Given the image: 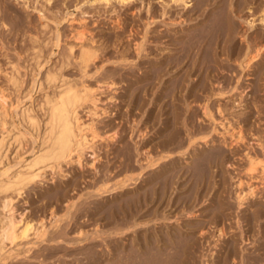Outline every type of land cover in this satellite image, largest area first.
Listing matches in <instances>:
<instances>
[{
	"label": "rangeland",
	"instance_id": "obj_1",
	"mask_svg": "<svg viewBox=\"0 0 264 264\" xmlns=\"http://www.w3.org/2000/svg\"><path fill=\"white\" fill-rule=\"evenodd\" d=\"M95 1L96 0H50V2L47 3L45 0H0V68L2 71L0 72V86L5 88L3 89L7 97L8 108L10 109H8L10 117H7L6 119L8 122L7 126L12 122L15 128H17V130L24 135V139L21 142L20 147H18L15 143L10 144L8 146L9 148L7 147L8 151L6 150V159H3V163L0 164V171L7 166H10V171L16 170L19 167L20 162L24 160L28 161L33 156V153L38 149L40 141L37 137V133L35 131L31 132V129L21 120L19 115L20 110L24 107L32 110V115L39 120V126L41 125V129V120L44 118V107L42 106L44 102V95H51L54 90L53 86L48 88V86L43 82L44 77L48 70L53 68L58 69L64 59H66V56L68 59L71 55L73 56V54H70L68 50L71 44L76 45L75 48L78 49V42L80 43V41L75 39V34L73 33H75L74 29H78L80 24L85 22L84 24L87 26L89 33H87V37L92 33V35L88 37H92V39H94V42H92L93 44L91 45L101 48L99 49L100 51H98V55H100L101 59L99 58L95 60V63H97L99 67L101 66L104 68H101L97 73H95V69L93 68L94 66H91L87 70L88 74H94L92 75L93 77H89L87 79L84 78V80L82 79L83 81L86 80L88 84L91 82V85L96 86L95 81L100 78L101 80H107V78L110 80L114 76L116 81H120L118 78L120 73L118 72V75L113 72L114 70L112 66L114 67V63H118L117 66H119L121 63L136 61V58L133 55H130V57L129 53H127L128 57L126 56V58L128 59L126 62L120 60V56L118 55H120L119 53H121V50H124V44H126L127 48L136 42L142 41L140 37H142L144 33L143 30L145 29V23L148 24L149 22H153V25L149 23V30L152 28L159 31L158 29L163 30L166 27H170L172 29L177 27L176 29L180 28L181 30L183 28H188L189 25L197 22L199 18H197L196 21L194 20L199 12V8L202 9L200 7V0H186L189 1L188 6H175L172 3V0H169V2L168 0H135L128 4L125 1L123 3L113 2V4L110 5H104L103 3L97 1L96 3ZM232 1L234 2L236 0ZM248 1L245 2L247 7L242 5V12L238 14L239 17L231 12L232 16L230 17L238 29H236L237 32L240 31L246 35H250L254 33V31L262 33L264 29L260 26L261 24L259 19L262 14L261 11L264 9V0H254L256 4H252V2H249L248 4ZM250 3L252 6H249ZM254 5L262 6H260L252 15V7H256ZM163 7L169 8V15L173 14L172 16L174 18L185 14L184 18L187 15V18L191 17V19L194 20L183 22L182 25L176 23L170 26H164V22H162V20L165 19V17L161 19L160 15ZM148 8L154 12L152 15L153 19L149 18L150 13L147 12ZM209 9L210 8L207 7L206 11ZM115 17H118L117 19H119L120 23H122L120 27H117L116 24H114L116 19ZM165 20V23L168 24L169 21L167 18ZM251 22L253 23L250 24ZM131 29H138V32H142L141 35L138 34V40H130L133 38L125 37L126 35H129V30ZM117 31H119V33ZM150 34L152 35V33ZM235 35L237 37L234 36V43L238 46L242 45L243 42L240 40L239 35ZM32 36L36 39V41L32 39ZM55 37H58L59 40L57 41ZM37 40L38 43H36ZM163 40L165 39H162L161 41ZM147 42L144 44H148L149 46L152 44L149 41ZM164 44L162 43L161 45L165 49H161L159 52L161 56L165 53L164 56L168 57L167 53H170V51L172 52L173 49L171 48L173 47H170L167 43V45ZM132 47L134 48V45ZM130 49L132 51L131 47ZM37 50L40 53V57L37 55L39 59L35 56ZM196 51L197 50L193 49L187 57H184L183 63L180 67L182 69L180 73L183 74L186 69L189 68L194 61H196L195 66L199 70H196L194 73L192 72V76H190L187 81H184L186 86H190L196 81V84L204 82V78L207 75L206 66L202 64V60H204L202 59V56L206 54H203L204 52L201 53L202 55L197 54L198 52ZM144 53L147 54L146 52ZM182 53L184 52H178V56L180 54L182 55ZM154 54H149L150 56H148V58H154ZM171 55L173 56V53ZM35 57L38 59V62H40L39 64L43 66L41 67L42 69H39L38 71L35 69V62L37 60ZM224 57L225 56L222 55L219 59H223ZM71 59L72 58L69 60ZM66 61L67 60L64 62ZM254 62H256V60L252 63ZM259 65H254L256 66L254 69L255 74L249 75L251 79L248 76V78L246 76L244 77L243 73L239 79V83L237 84V86H245L246 84L251 83V87L249 86L248 91H245L244 94H242L248 105L250 104L248 108L251 110L246 107H242L240 110L239 108H236L231 111L221 110L222 113L218 112L216 106L217 104H227L230 101V98H236V96H233L232 94H238L241 92L239 91L241 89L235 91V93L233 92L230 95L232 97H220L215 95V91H219L216 81L220 80L223 92H227V90L229 91V89L235 84L234 80L236 79L234 77L236 73L232 74L231 71H227L226 69L219 70V74L215 73L217 71H214L213 73L215 74V77H213L212 73L211 78L213 80L211 78H209L210 80H207L208 82L206 84L208 91H205L204 93L194 89L195 93L190 92L191 95L188 91H183L182 95L181 93L179 94V92H176L174 95L173 93L160 95L159 98L154 94L142 95V93L137 96H132L131 98V93H125V91L121 88L118 89L115 94H110L106 91L105 93L98 92V110L100 111V109H104L105 112L96 120V122H98L96 123L99 132L98 136L91 139V145L93 144L92 146L96 151V155L98 154L97 158H99L94 162V164H96L94 165L95 167L90 166V163L93 162V156L91 155L92 150L88 149L86 150L85 155H83V168H78L77 163L75 162L70 164L62 163V171H50L47 169L40 180L27 185V187L25 186L21 190L20 195H16L15 193L12 194V206L15 209V216L19 217L23 213V220L25 219L24 221L30 222L33 227L39 226L40 221H42L47 232L44 240H35V236L32 234L33 229L29 232V236L26 239H17L18 241L16 240L14 244L8 248L10 250H6V253L10 252L11 255L4 262L1 260L3 263L0 264H116L113 248L119 235L116 233L114 234V231L117 228L115 221L117 219L114 217V213L119 215L118 218L126 216L127 219H125L127 221H133L135 223L138 222L135 227L128 230L129 232H124V234L129 236V240L133 237L138 238L137 236H139V238H141H138L140 241H137V243L139 242V245L141 243H143L142 245H145L143 238L148 235H154V233H158L159 230L161 231L157 234L159 236H161L162 233V235L165 236L167 232L171 235L174 232L176 235L179 234L180 236L177 235L176 237L173 235V237L177 239L180 237V239L183 240H181L182 242L185 240V244L182 245L184 247L186 246V251H190L189 253L187 252V256L186 254L183 256L184 259L182 258L184 262L186 261V264L188 263L187 261L192 258L194 259V263L192 260L190 261L193 264H223V262L226 264H240V262L241 264H258L257 245L260 243L261 233L264 230V213L263 215L261 213L264 211V174H262L260 164L256 166L257 168L254 172L248 173L246 171L248 163L244 155L246 152L250 153L251 156L263 160L264 164V148H262L264 145V137L261 138V141L258 140L259 135L263 136L264 134V103L262 102L264 99V92L262 91V89L264 90V86L261 85L262 82L260 80V82L258 81V75L256 74L262 69L264 63H260ZM13 66H16L18 70L17 77L20 84L17 87H14L10 82H8V78L4 75L5 72L9 75L12 74L14 72V69L12 68ZM76 67L77 66L72 64L64 70L65 76L72 81L80 80V72L79 69H77L78 67ZM182 71L184 72L182 73ZM238 71H240V69H238ZM34 72L35 75L33 76ZM116 75H118V80L115 77ZM97 77L99 78L96 79ZM127 78L130 80L131 76L130 78L127 76ZM217 78L220 79L218 80ZM92 80H95L94 83ZM126 80L127 79L125 78L122 82L120 81V87L129 84L128 82L130 81ZM226 81H229L228 83L230 85ZM38 82L43 83V88L40 90L37 88ZM171 82V80L170 82L169 80H166L164 82L166 84L164 85H170ZM259 86L261 91H258ZM110 97H113V99L111 100ZM143 97L144 104L139 106L138 103ZM205 100H207L209 104V108L207 110L208 112H206L202 105H200L201 103L203 104ZM256 101H258L256 103L257 106H260L255 107L252 105V103ZM187 103H190L191 106L188 107ZM178 105H180V109L182 108L181 110H179ZM88 106L89 105L87 104L79 110L80 117L85 123L90 121V115L88 114L87 108ZM248 110L250 111L248 112ZM174 113L175 115L177 113V117L174 116ZM228 113L230 115L227 116ZM234 115H236V117ZM236 120L239 121L237 122ZM226 121L228 124L232 122V124H234L237 128L239 125L241 128L243 127L241 129V136L244 138L242 139L243 141L239 142V144L233 143L230 147L223 144V138L227 137L226 129L224 128L227 125ZM114 130H117V133L114 134L113 140L107 139L108 136L114 132ZM169 137H171V141H168ZM205 139L208 141L207 144L204 143ZM10 142L11 141H9V143ZM188 145H191V148H188ZM187 148L188 152H192L194 154H183L187 152ZM140 149L146 150V152L149 151L148 154L151 155L149 159H147L148 161L144 160V154L139 155L138 152ZM156 159L158 160L156 161ZM149 161L156 164L149 166ZM143 162H146V164ZM240 180L242 181L241 185L243 188L249 183L248 185L251 184V187L254 190L253 195L248 197V199L244 202V205L242 204V207L238 205L236 199V191H238L237 183ZM120 182L123 184L121 185ZM0 197H2V194H0ZM69 204H71V207ZM128 204L133 209H129ZM67 206L69 209L66 208ZM260 209L263 210L260 211ZM253 210L255 212L259 210L257 212L258 215L257 213L255 214ZM51 211H53V214H56L55 218L51 216ZM259 213H261L262 216H260ZM1 214H3V212L1 213L0 209V215ZM253 216H255V218ZM112 224L115 228L112 227ZM261 227L263 228L262 231H260L262 229ZM219 228H222L223 230V236L220 235L221 237H218ZM179 229L180 231H178V233L177 230ZM170 230L172 232L174 230V232L172 233ZM134 232L136 233L133 234ZM181 232L182 234H180ZM128 233L131 234L129 235ZM199 233H202V235ZM124 234L123 236H125ZM127 236L125 239L128 238ZM50 237L53 238V241H49ZM186 239L188 243L186 242ZM192 241H195V243ZM123 242L125 244L128 243L126 240ZM189 242L195 244L196 247L195 245L192 246L195 248L190 247V245L193 244ZM138 244L137 247H139ZM27 245H30V247ZM187 246L190 248H187ZM144 247L147 248V246ZM26 249H29V252H27L29 254L26 252L24 253ZM232 250L235 252L236 256H233L234 252H232ZM213 253L214 257L212 255ZM4 255L6 256L7 254ZM15 255L17 257H15ZM192 255L194 256L192 257ZM223 259H226V261H223ZM229 259L232 260V263ZM240 259H242L243 262ZM251 260H255V262H252Z\"/></svg>",
	"mask_w": 264,
	"mask_h": 264
},
{
	"label": "bare ground",
	"instance_id": "obj_2",
	"mask_svg": "<svg viewBox=\"0 0 264 264\" xmlns=\"http://www.w3.org/2000/svg\"><path fill=\"white\" fill-rule=\"evenodd\" d=\"M47 3L50 2V0H45ZM97 2L103 3L104 5H110L113 4V2H127L131 3L135 0H96ZM95 1V2H96ZM248 0H236V1H232V0H200V7L202 9L199 8V12L194 19H191V17L184 18V15L178 16L176 18H174L172 15L170 14L169 8L163 7L162 13L161 15V19L163 17H165V19L167 18V20L169 21V23H165V19L162 20V22H164V26H170L172 24H183V22H187L188 20H194L196 21L197 18H199L197 20V22L192 23L191 25L188 26V28H183L180 30L176 29L177 27H175V29L172 28H165V29H158L159 31L155 30V29H148V26L150 25L149 23H153V22H149L148 24L143 22L145 29L143 30L144 33L142 35L141 38V42H136L134 45V48L132 46H130L132 48V51L130 49V47L126 48V44H122L123 46H125L124 50H121V53H119L120 56V60L123 61H127L128 58H126L127 53H129L130 55H133L136 58V61H129L128 63H121L119 66H117L118 63H114V67L113 68V72L120 73V75H116L115 77L120 79V81L122 82L123 79H127L129 84H126V86H122L120 87L119 83L120 81H116L113 78H111L110 80H101L98 79L99 77H97L96 79L98 80H94L95 81V85L93 86L91 85V82L88 84L87 81H83L84 78H89V77H93L92 75L88 74V70L89 67L94 66L93 68L95 69V73H97L101 68L104 67H99L97 65V63H95L97 59L100 58V55L98 51H100L99 49L101 48H97L91 45L93 44L92 42H94V39L88 38L90 35H92V33L90 35H88L87 37V33H88V29L87 26L82 23L80 24V26H78V29H74L73 34L75 39L79 40L80 43L78 49H76V45H72L69 46L68 50L70 52V54H73V56L71 55L70 58H72L71 60H69L66 56L67 60L66 62H62V64L60 65V67L58 69H50L48 70L47 74L44 77L43 82L48 86V88L50 86L54 87V90L52 91L51 95L45 94L44 95V102H43V107H44V112H43V120L42 121V127L40 129L39 126V120L34 117L32 115V110H30L27 107H24L20 110V117L21 120L31 129L32 131H35L37 133V137L39 138L40 141V145L38 147V149L33 153V156L28 160H24L22 162H20L19 167L14 170V171H10V166H7L6 168H3L0 171V194H2V197H0V209H1V213L3 212V214L0 215V263H3L11 254L10 252L6 253V250L8 248L11 247V245L14 244V242L17 239H26L29 236V232L33 229V235L35 236V240H44L45 236H46V229L44 224L42 223V221H40L39 226L37 227H33L32 224H30V222L28 221H24L23 220V216L22 214L19 217H16L14 214V208L12 206V202H13V198H12V194L15 193L16 195H20L21 190L27 185H30L31 183H34L38 180H40L43 175L45 174V171L48 169L50 171H62V163L65 164H70V163H77V167L78 168H83V163H82V159H83V155H85L86 150L91 149V155L93 156V162L90 163V166L95 167L94 162L96 161L97 155H96V151L93 148V144L91 145V139H94L95 137L98 136L99 132H98V126L96 125V120L99 116H101L102 114H104L105 110L104 109H100V111L98 110V106H97V102L99 101V99L97 98V93L98 92H103L105 93H113L115 94L116 91H118V89H123L125 91V93L130 92L131 94V98L132 96H137V95H149V94H154L156 96H158L160 98V95L163 94H171L179 92V94L183 91H188L189 94L190 92H194V89H197V91H201V92H205L208 91V87H207V80L209 78H211L212 73L214 71H217L215 73H220L219 70H229L231 71V73L235 74V84L232 88L229 89V91H222V85L220 84V78L218 79L219 81H216L217 83V87L219 88V91H215V95H218L220 97H228L230 96L233 92L235 93V91L239 90L241 91L240 93H236V94H232L233 96H236V98L234 97V99L230 98V101L227 104H215L217 106V110L219 113H222L221 110H233L236 108L242 109V107H246L248 108V103L245 101L244 97L242 94H244L245 91H248L249 86L251 85V83L249 84H244L245 86H237V84L239 83V79L241 78V75L244 73V77L249 75H254V69L256 68L257 65H259L260 63H264V54H263V47H264V31L261 32H255L250 34V35H246L245 33H241L240 31L237 32V28L235 26V23L232 21V18L230 16H232L231 13H234V15H238L242 12V5L246 6L245 2ZM254 0H250L249 2H252V4H256ZM257 1V0H256ZM260 1V0H259ZM96 2V3H97ZM169 2V0H168ZM188 2L186 0H172V3L175 6H188ZM263 2V1H262ZM149 3V2H148ZM147 3V4H148ZM166 3V2H165ZM198 3V2H197ZM141 4V3H140ZM153 4V3H152ZM263 4V3H262ZM249 6H252L251 3ZM256 7H252V12L251 14L253 15L254 12H256L258 10V8L262 5H254ZM142 7V6H141ZM209 7L210 9L206 11V8ZM247 7V6H246ZM42 8L44 9V7L42 6ZM41 8V9H42ZM140 8V7H139ZM162 8V7H161ZM171 8V6H170ZM245 8V7H243ZM250 8V7H249ZM40 9V10H41ZM145 9V8H144ZM133 10V9H132ZM250 10V9H249ZM44 11V10H42ZM157 11V10H156ZM174 11V10H173ZM187 11V10H186ZM198 11V10H197ZM196 11V12H197ZM260 11V10H259ZM147 12L150 13V19H153V13L150 8L147 9ZM183 12V11H182ZM231 12V13H230ZM250 12V11H249ZM261 18L259 19L260 22V26L263 27L264 29V9L263 11H261ZM172 13V12H171ZM178 13V12H177ZM231 14V15H230ZM155 16V15H154ZM249 16V15H248ZM260 16V15H259ZM56 17V16H55ZM156 17V16H155ZM234 17V16H233ZM239 17V15L237 16ZM57 18V17H56ZM116 19L118 17H115ZM246 18V17H245ZM115 19V23L117 27H120V25H122V23H120V20ZM140 20V19H139ZM165 20V21H164ZM234 20V19H233ZM245 20V19H244ZM59 21V20H58ZM84 21V20H83ZM142 21V20H141ZM151 21V20H150ZM161 21V20H160ZM72 22V20H71ZM140 22V21H139ZM250 22V21H249ZM253 22H251L250 24H252ZM113 24V25H114ZM134 25V24H133ZM153 25V24H152ZM157 25V24H156ZM42 26V25H41ZM45 26V24H44ZM43 26V28H44ZM137 26V25H136ZM160 26V25H159ZM252 26V25H251ZM174 27V26H173ZM131 28V27H130ZM137 28V27H136ZM162 28V27H161ZM120 29V28H117ZM134 29V28H133ZM129 30V35H126L125 37H132L133 39L130 40H136L138 34L141 35L142 32H138V29L135 30ZM237 29V30H236ZM241 29V28H240ZM262 29V30H263ZM243 31V30H242ZM257 31V30H256ZM119 33V31H117ZM116 32V33H117ZM72 33V32H71ZM152 33V35L150 34ZM89 34V33H88ZM96 34V33H95ZM122 34V32H121ZM125 34V33H124ZM151 36H150V35ZM235 34L239 35L240 40L243 42L242 45L238 46L236 45V43H234V36H236ZM59 36V34H58ZM73 36V35H72ZM97 36V35H96ZM102 36V35H101ZM33 37V36H32ZM36 37V36H35ZM95 37V36H94ZM124 37V38H125ZM237 37V36H236ZM57 39V41L59 40L58 37H55ZM120 38V37H119ZM139 38V37H138ZM34 39V37L32 38ZM31 39V40H32ZM54 39V38H53ZM116 39V38H115ZM162 39H165L163 41H161ZM36 41V39H34ZM90 42H89V41ZM104 40V39H102ZM108 40V39H106ZM117 40V39H116ZM115 40V41H116ZM120 40V39H119ZM118 40V41H119ZM138 40V39H137ZM151 42L152 44H150V46L144 44L147 41ZM82 41V42H81ZM145 41V42H144ZM160 42V43H159ZM241 42V43H242ZM38 43V40L37 42ZM55 43V42H54ZM53 43V44H54ZM148 43V42H147ZM164 45H169L170 47H173L171 49H173V51L168 54V57H165L164 54H162L163 56L160 55L161 49H165L161 44ZM167 43V44H166ZM238 43V42H237ZM56 44V43H55ZM102 44V43H101ZM114 44V43H113ZM33 45V44H32ZM58 45V42H57ZM56 45V46H57ZM70 45V44H68ZM116 45V44H115ZM131 45V44H130ZM163 47H161V46ZM184 45V46H183ZM54 46V45H53ZM146 48H145V47ZM122 47V46H121ZM77 50L75 51L74 50ZM116 48V47H115ZM36 49V48H34ZM121 49V48H119ZM170 49V50H171ZM197 50L196 52H198L197 54H201L202 52H204L203 54H206L204 56H202L204 60H202V64H204L206 67V71H207V75L204 78V82L200 83V84H196V82L192 83L190 86H186L184 81H187L188 78L191 75V73L195 72L196 70L199 71L196 68V61L193 62L192 60V64L189 68L184 69L185 73H183L184 71H182L183 74L180 73V71L182 70L181 64L183 63V59L184 57H187L189 55V53L193 50ZM41 50V49H40ZM117 50V49H116ZM41 52V51H40ZM68 52V54H69ZM98 52V53H97ZM102 52V51H101ZM115 52V51H114ZM144 52H146L147 54H145ZM178 52H184L182 53V55L180 54L178 56ZM38 53V54H37ZM37 53L35 54V56H39L40 57V53L37 50ZM109 53V52H108ZM117 53V52H116ZM155 53V54H154ZM173 53V56L171 55ZM149 54H154V58H148V56H150ZM105 55V53H104ZM108 55V54H107ZM202 55V54H201ZM225 56L223 59H219V57ZM37 56V58L39 59V57ZM167 56V55H166ZM195 56V53H194ZM200 56V55H198ZM69 57V56H68ZM110 57V56H107ZM115 57V56H114ZM128 57V56H127ZM131 57V56H130ZM148 59H147V58ZM36 58V57H35ZM36 58V59H37ZM118 58V57H117ZM258 58V59H257ZM38 59L35 62V66H36V70L38 71L39 69H42L41 66L38 62ZM101 59V58H100ZM105 59V58H104ZM108 59V58H107ZM193 59V58H192ZM106 60V59H105ZM254 63H252L253 61H255ZM104 61V60H103ZM108 61V60H107ZM100 62V61H99ZM198 62V61H197ZM225 62V63H223ZM101 63V62H100ZM75 65L77 66L76 68L79 69V81H72L70 80L67 76H65L64 70L65 68L71 66V65ZM201 64V65H202ZM211 64V65H210ZM256 66H254V65ZM110 66V65H109ZM117 66V67H116ZM260 66V65H259ZM262 66V65H261ZM57 67V65H56ZM120 67V68H119ZM200 67V66H199ZM202 67V66H201ZM14 69V72L12 74H8L5 72V77L8 78V82H10L14 87L19 86L20 81L17 77L18 75V70L16 68V66L12 67ZM75 68V67H73ZM107 68V67H106ZM173 68V69H172ZM203 68V67H202ZM172 69V70H171ZM175 69V70H174ZM238 69H240V71H238ZM260 69V68H259ZM106 70V69H105ZM116 70V71H115ZM174 70V71H173ZM253 70V71H252ZM258 70V69H257ZM77 71V70H76ZM112 71V70H111ZM0 72L1 68H0ZM36 72V71H35ZM35 72L33 73V76L35 75ZM112 72V73H113ZM259 73H256L258 75V81L260 80L262 83L261 85L264 86V65L262 67L261 70L258 71ZM39 73V72H38ZM251 73V74H250ZM9 77H8V75ZM78 74V73H77ZM225 74V73H224ZM230 74V72H229ZM99 75V74H98ZM101 75V74H100ZM115 75V74H114ZM197 75V73H196ZM32 76V77H33ZM107 76V75H106ZM127 76L130 78H133L130 80L127 78ZM229 76V75H228ZM234 76V75H233ZM238 76V77H237ZM20 77V76H19ZM102 77V76H101ZM203 77V76H202ZM213 77H215V74L213 73ZM222 77V76H221ZM243 77V76H242ZM247 77V78H248ZM6 78V79H7ZM117 78V80H118ZM195 78V77H194ZM199 78V77H198ZM233 78V77H232ZM246 78V79H247ZM253 78V77H252ZM83 79V80H82ZM93 79V78H92ZM212 79V78H211ZM245 79V78H244ZM251 79V77H250ZM126 80V81H127ZM166 80H170L172 81L170 85H164L166 83H164ZM192 80V78H191ZM203 80V79H202ZM201 80V81H202ZM210 80V79H209ZM213 80V79H212ZM253 80V79H252ZM93 81V80H92ZM93 81V83H94ZM125 81V80H124ZM259 81V82H260ZM89 82V81H88ZM213 82V81H212ZM227 82V81H226ZM229 82V81H228ZM227 82V83H228ZM241 82V81H240ZM127 83V82H126ZM187 83V82H186ZM225 83V82H224ZM226 83V84H227ZM254 83V82H253ZM209 84V83H208ZM212 84V83H211ZM223 84V83H222ZM225 84V85H226ZM229 84V83H228ZM123 85V84H122ZM230 85V84H229ZM43 83L42 82H38L37 84V88L38 90L42 89L43 87ZM221 86V87H220ZM224 86V85H223ZM227 86V85H226ZM251 87V86H250ZM4 88V87H3ZM0 86V164L3 163V159H6V150L7 147L12 144L15 143L18 147H20L21 142L24 139V135L17 130V128H15V126L13 125V123H9V125L7 126L8 122H7V117H10L9 111H8V102H7V97L5 95L4 89ZM225 88V87H224ZM226 89V88H225ZM224 90V89H223ZM210 91V90H209ZM260 90V86L259 89ZM262 91L264 92V90L262 89ZM195 93V92H194ZM193 93V94H194ZM199 93V92H197ZM209 93V92H208ZM250 93V90H249ZM256 93V92H255ZM258 93V92H257ZM260 93V92H259ZM129 94V93H128ZM178 94V93H177ZM229 94V95H228ZM180 95V96H181ZM191 95V94H190ZM195 95V94H194ZM212 95V94H211ZM256 95V94H255ZM259 95V94H258ZM114 96V95H113ZM129 96V95H128ZM166 96V95H164ZM163 96V97H164ZM246 96V95H245ZM250 96V95H249ZM263 96V95H262ZM173 97V96H172ZM171 97V98H172ZM176 97V96H175ZM196 97V95H195ZM201 97V96H200ZM206 97V96H205ZM232 97V96H230ZM251 97V96H250ZM249 97V98H250ZM253 97V96H252ZM260 97V96H259ZM120 98V97H119ZM187 98V97H186ZM247 98V97H246ZM264 98V97H263ZM110 99L112 100L113 97H110ZM115 99V98H114ZM118 99V98H117ZM144 97L141 99V101H139L138 105L142 106L144 104ZM180 99V98H178ZM177 99V100H178ZM204 99V97H203ZM260 99V98H259ZM134 100V99H133ZM151 100V99H150ZM172 100V99H171ZM170 100V101H171ZM174 100V99H173ZM188 100V98H187ZM218 100V99H217ZM253 100V99H252ZM258 100V99H256ZM191 101V98H190ZM228 101V100H227ZM248 101V100H247ZM254 101V100H253ZM259 101V100H258ZM253 102L252 105L255 107H258L260 105L257 106V102ZM131 102V101H130ZM174 102V101H173ZM250 102V101H249ZM264 103V99L262 101ZM150 103V102H149ZM182 103V102H181ZM200 103V102H199ZM221 103V102H220ZM89 105L88 108V114L90 115V121L88 123H85L79 114V110L83 107H85V105ZM114 104V103H113ZM118 104V103H117ZM136 104V103H134ZM152 104V103H151ZM150 104V105H151ZM176 104V103H175ZM214 104V103H213ZM259 104V103H258ZM131 105V104H130ZM200 105H202L203 109L208 112V108H209V104L208 101L205 100L203 102V104L201 103ZM212 105V104H210ZM213 105V106H215ZM113 106V105H112ZM119 106V105H118ZM169 106V105H168ZM179 106V110L180 109V105ZM187 106H191L190 103H187ZM212 106V108H213ZM250 106V107H253ZM263 106V104H262ZM11 107V106H10ZM15 107V106H14ZM18 107V106H17ZM16 107V108H17ZM160 107V106H159ZM254 107V108H255ZM21 108V107H20ZM146 108V107H145ZM174 108V107H173ZM185 108V107H184ZM183 108V109H184ZM193 108V107H192ZM199 108V107H198ZM197 108V109H198ZM245 108V109H246ZM261 108V107H260ZM259 108V109H260ZM177 109V108H176ZM175 109V110H176ZM200 109V108H199ZM214 109V108H213ZM250 109V108H248ZM10 110V109H9ZM115 110V109H114ZM185 110V109H184ZM244 110V109H243ZM251 110V109H250ZM248 110V112L250 111ZM102 111V112H101ZM111 111V110H110ZM183 111V110H182ZM181 111V112H182ZM203 111V110H202ZM247 111V110H246ZM100 112V113H99ZM107 112V111H106ZM172 112V111H171ZM228 112V111H227ZM235 112V111H234ZM240 112V111H239ZM259 112V111H258ZM154 113V112H153ZM169 113V112H168ZM191 113V112H190ZM256 113V112H255ZM159 114V113H158ZM165 114V113H164ZM232 114V112H231ZM234 114V113H233ZM244 114V112H243ZM262 114V113H261ZM127 115V113H126ZM169 115V114H168ZM177 115V113H176ZM174 113V116H176ZM181 115V114H180ZM230 115L229 113L227 114V116ZM247 115V114H246ZM250 115V113H249ZM236 117V115H234ZM260 116V114H259ZM262 116V115H261ZM117 117V116H116ZM119 117V116H118ZM177 117V116H176ZM175 117V118H176ZM211 117V116H210ZM233 117V116H232ZM244 117V116H243ZM189 118V117H188ZM238 118V117H237ZM242 118V117H241ZM152 119V118H151ZM178 119V118H176ZM185 119V118H184ZM187 119V118H186ZM258 119V116H257ZM264 119V118H263ZM127 120V119H126ZM174 120V119H173ZM226 120V119H225ZM229 120V119H227ZM137 121V120H136ZM141 121V120H140ZM232 121V120H231ZM235 121V120H234ZM237 121V120H236ZM239 121V120H238ZM237 121V122H238ZM264 121V120H263ZM119 122V121H118ZM135 122V121H134ZM187 122V121H186ZM230 122V121H229ZM243 122V121H242ZM121 123V122H120ZM169 123V122H168ZM171 123V122H170ZM176 123V122H175ZM236 123V122H235ZM261 123V122H260ZM187 124V123H186ZM185 124V125H186ZM226 126L224 127L226 129V133H227V137L223 138V144H226L227 146H232L233 143H238L240 141H243L242 139L244 137L241 136L242 131L241 126L239 125L238 128L234 126V124H232V122H230V124L227 123L226 121ZM240 124V123H239ZM116 125V124H115ZM184 125V126H185ZM238 125V123H237ZM112 127H114L113 125H111ZM174 126V125H173ZM191 126V124H190ZM111 127V129H112ZM119 127V126H118ZM246 127V126H245ZM116 128V126H115ZM187 128V127H186ZM192 128V127H191ZM105 129V128H104ZM175 129V127H174ZM100 130V129H99ZM107 130V129H106ZM187 130V129H186ZM185 130V131H186ZM215 130V129H213ZM39 131V132H38ZM113 131V130H112ZM117 130H114V132L108 136L107 139L113 140L114 138V134H116ZM139 131V130H138ZM189 133V132H188ZM143 134V133H142ZM148 134V133H147ZM252 134V133H251ZM258 134V133H257ZM260 134V133H259ZM144 135V134H143ZM154 135V134H153ZM177 135V134H176ZM253 135V134H252ZM251 135V136H252ZM107 136V135H106ZM250 136V137H251ZM91 137V138H89ZM150 137V136H149ZM165 137V136H164ZM208 137V136H207ZM256 137V136H255ZM264 137L259 135V139L261 141V138ZM166 138V137H165ZM164 138V139H165ZM171 137H169L170 139ZM175 138V137H174ZM168 141H171V139ZM167 140V139H166ZM175 140V139H174ZM256 140V138H255ZM9 141H11L9 143ZM160 141V140H159ZM111 142V141H109ZM114 142V141H113ZM167 142V141H166ZM212 142V140H211ZM210 142V143H211ZM264 142V139H263ZM168 143V142H167ZM194 143V142H193ZM204 143H208V141L205 139ZM214 143V142H213ZM166 144V143H165ZM205 144V145H206ZM259 144V143H258ZM112 145V144H111ZM261 145V144H260ZM167 146V145H166ZM191 145H188V148ZM259 146V145H257ZM262 146V145H261ZM260 146V148H261ZM9 148V147H8ZM139 148V147H138ZM151 148V147H150ZM188 148H187V152L183 153V154H194L192 152H188ZM191 148V147H190ZM262 148H264V145L262 146ZM94 149V151H93ZM137 149V148H136ZM153 149V148H152ZM138 150V149H137ZM160 150V149H159ZM164 150V149H163ZM166 150V149H165ZM8 151V150H7ZM109 151V150H108ZM246 151V150H245ZM264 151V150H263ZM149 152V151H148ZM148 152H146V150H139V155L144 154L145 156V161H148L147 159H149L151 154H148ZM263 153V152H262ZM264 154V153H263ZM164 156V155H163ZM246 157L247 163H248V168H247V172L248 173H252L256 170V166L258 164L261 165V171L262 174H264V164H263V160L258 159L257 157L251 156L250 153H245L244 155ZM163 158V157H162ZM264 158V157H263ZM143 159V158H142ZM155 160V159H154ZM153 160V162H154ZM158 159H156L157 161ZM126 161V160H125ZM139 161V160H138ZM222 161V160H221ZM137 162V161H136ZM146 164V162H143ZM142 163V164H143ZM225 163V162H224ZM126 164V163H125ZM149 166H152L156 163H152V161H149ZM108 165V164H107ZM162 165V164H160ZM164 165V164H163ZM4 166V165H2ZM1 166V167H2ZM6 166V165H5ZM139 167V166H138ZM160 168V167H159ZM165 168V167H164ZM96 169V168H95ZM94 169V170H95ZM98 169V168H97ZM113 169V168H112ZM168 169V168H167ZM100 170V169H99ZM154 170V169H153ZM155 171V170H154ZM95 172V171H94ZM52 173V172H51ZM142 173V172H141ZM53 174V173H52ZM60 174V173H59ZM140 175V174H139ZM64 177V176H63ZM150 177V176H149ZM53 179V178H52ZM131 180V179H130ZM142 180V179H141ZM126 181V180H125ZM101 182V181H100ZM129 182V181H128ZM104 183V182H103ZM147 183V182H146ZM242 181H238L237 186H238V191H236V199L238 202V205L242 207V204L244 205V202L248 199V197L253 195V188L250 185H246V187H242L241 185ZM121 184V182H120ZM119 184V185H120ZM123 184V183H122ZM121 184V185H122ZM101 186V185H100ZM104 187V186H103ZM120 187V186H119ZM163 187V186H162ZM150 188V187H149ZM159 188V187H158ZM70 189V188H69ZM100 189V187H99ZM156 189V188H155ZM55 190V189H54ZM101 190V189H100ZM23 192V191H22ZM50 192V191H49ZM64 192V191H63ZM101 193V192H100ZM99 194V193H98ZM148 194V193H147ZM152 194V193H151ZM165 194V193H164ZM143 195V194H142ZM153 195V194H152ZM91 196V195H90ZM138 196V194H137ZM193 196V195H192ZM17 197V196H16ZM63 197V196H62ZM76 197V196H75ZM40 198V197H39ZM151 198V197H150ZM153 199V198H152ZM133 200V198H132ZM164 200V199H163ZM168 200V199H167ZM68 201V200H67ZM71 201V200H70ZM75 201V200H74ZM157 201V200H156ZM161 201V200H160ZM189 201V200H188ZM48 202V201H47ZM132 202V201H131ZM166 202V201H165ZM222 202V201H221ZM142 203V202H141ZM53 204V203H52ZM55 205V204H54ZM57 205V204H56ZM71 204H69L70 206ZM129 205V204H128ZM219 205V204H218ZM73 206V205H72ZM189 206V205H188ZM207 206V205H206ZM248 206V205H247ZM252 206V205H251ZM71 207V206H70ZM76 207V205H75ZM74 207V208H75ZM98 207V206H97ZM158 207V206H157ZM177 207V206H176ZM182 207V205H181ZM195 207V205H194ZM34 208V207H33ZM66 208L69 209V207L67 206ZM73 208V209H74ZM113 208V207H112ZM132 208L129 205V209ZM184 208V207H183ZM204 208V207H203ZM225 208V207H223ZM239 208V207H238ZM51 209V208H50ZM55 209V208H54ZM71 209V208H70ZM128 209V210H129ZM133 209V208H132ZM135 209V207H134ZM144 209V208H143ZM147 209V208H146ZM159 209V208H157ZM75 210V209H74ZM137 210V208H136ZM187 210V209H186ZM221 210V209H220ZM263 209H260V211H262ZM56 211V210H55ZM77 211V210H75ZM216 211V210H215ZM254 211V210H253ZM259 211V210H258ZM258 211H254L255 214ZM53 211H51V216L53 218H55L56 214L52 213ZM95 212V211H94ZM132 212V211H131ZM157 212V211H156ZM155 212V213H156ZM159 212V211H158ZM166 212V211H165ZM169 212V211H168ZM48 213V212H47ZM114 213V212H113ZM129 213V211H128ZM153 213V212H152ZM185 213V212H184ZM194 213V212H193ZM202 213V212H201ZM262 215L264 213L261 212ZM260 214V216H262ZM49 214V213H48ZM64 214V213H63ZM71 214V213H70ZM112 214V213H111ZM115 214V218L117 220L116 221V229L114 231V234L116 233L118 236L116 243L114 245V253H115V257L116 258V264H186V261L184 262V257L185 254L186 256L188 255V251H186V246L184 247L182 244H185V240L184 242H182L183 240L174 238L173 235H175L177 237V234L173 233L171 230V232L173 233L172 235L170 233L167 232V234L165 236H163L161 234V236L157 235L159 234L161 231L159 230L158 233H154V235L151 236H145L143 238L144 244L141 243L140 245L137 243V241H140L139 236H137L138 238H131L129 240V236L125 235L124 232L130 230L131 228L135 227L136 224L135 222H129L125 217H119V215ZM175 214V213H174ZM254 214V215H255ZM131 215V214H130ZM147 215V214H146ZM162 215V214H161ZM178 215V214H177ZM188 215V214H187ZM239 215V214H238ZM248 215V214H247ZM258 215V213H257ZM25 216V215H24ZM28 216V215H27ZM104 216V215H102ZM198 216V215H197ZM226 216V215H224ZM50 217V216H49ZM107 217V216H106ZM130 217V216H129ZM176 217V216H175ZM255 218V216H253ZM26 218V217H25ZM52 218V219H53ZM62 218V217H61ZM99 218V217H98ZM97 218V219H98ZM109 218V217H108ZM126 218V219H125ZM149 218V217H148ZM147 218V219H148ZM180 218V217H179ZM221 218V217H220ZM259 218V217H257ZM262 218V217H261ZM226 219V218H225ZM29 220V219H28ZM129 220V219H128ZM146 220V218H145ZM180 220V219H179ZM152 221V220H151ZM257 221V220H256ZM263 221V220H261ZM159 222V221H158ZM182 222V221H181ZM260 222V221H259ZM142 223V222H141ZM157 223V222H155ZM179 223V222H178ZM252 223V222H251ZM264 223V222H263ZM144 224V223H143ZM160 224V223H159ZM191 224V223H190ZM37 225V224H36ZM170 225V224H168ZM176 225V224H175ZM183 225V224H182ZM185 225V224H184ZM187 225V224H186ZM222 225V224H221ZM255 225V224H254ZM138 226V225H137ZM218 226V225H217ZM260 226V225H259ZM55 227V226H54ZM60 227V226H59ZM112 227L113 224H112ZM111 227V228H112ZM183 227V226H182ZM202 227V226H201ZM204 227V226H203ZM58 228V227H57ZM115 228V227H114ZM145 228V227H144ZM206 228V227H205ZM218 228V227H217ZM250 228V227H249ZM262 228V227H261ZM65 229V228H64ZM81 229V228H80ZM135 229V228H134ZM147 229V227H146ZM184 229V228H183ZM187 229V228H186ZM53 230V229H52ZM82 230V229H81ZM111 230V229H110ZM176 230V229H175ZM198 230V229H197ZM200 230V229H199ZM205 230V229H204ZM259 230V228H258ZM263 228L260 230L262 231ZM62 231V230H61ZM64 231V230H63ZM134 231V230H133ZM168 231V230H167ZM180 231L177 230V232ZM203 231V230H202ZM222 228L218 229L219 232V236L221 237L222 235ZM58 232V231H56ZM129 232V231H128ZM132 232V231H131ZM166 232V231H165ZM188 233H190L189 231H187ZM204 232V231H203ZM202 232V233H203ZM217 232V231H216ZM241 232V231H240ZM63 233V232H62ZM80 233V232H79ZM83 233V232H82ZM86 233V232H84ZM136 232H134L133 234H135ZM139 233V232H138ZM179 233V232H178ZM202 233H199L202 235ZM205 233V232H204ZM259 233V232H258ZM81 234V233H80ZM94 234V233H93ZM123 234L125 236H123ZM129 235L131 233H128ZM132 234V235H133ZM165 234V233H164ZM182 234V232L180 233ZM224 234V233H223ZM227 234V233H226ZM48 235V234H47ZM53 235V234H52ZM190 235V234H189ZM192 235V234H191ZM221 235V236H220ZM238 235V234H237ZM242 235V234H241ZM83 236V235H82ZM126 236L128 237L127 239ZM180 236V235H179ZM240 236V235H239ZM260 236V235H259ZM52 237V236H51ZM49 238L47 240L49 241H53V238ZM57 237V236H56ZM54 237V238H56ZM110 237V235H109ZM189 237V236H188ZM192 237V236H191ZM241 237V236H240ZM183 238V237H182ZM186 238V237H185ZM196 238V237H194ZM192 238V239H194ZM202 238V237H201ZM52 239V240H51ZM61 239V238H60ZM190 239V237H189ZM208 239V238H207ZM218 239V238H217ZM220 239V238H219ZM224 239V238H222ZM236 239V238H235ZM260 239V238H258ZM34 240V239H33ZM63 240V239H62ZM61 240V241H62ZM112 240V239H111ZM126 240V242L128 243H124L123 241ZM182 240V241H181ZM18 241V240H17ZM22 241V240H21ZM220 241V240H219ZM83 242V241H82ZM187 242V239H186ZM193 242V241H192ZM189 242V243H192ZM229 242V241H228ZM234 242V241H233ZM20 243V242H19ZM105 243V242H104ZM114 243V242H113ZM188 243V242H187ZM186 243V244H187ZM195 243V241L193 242ZM192 243V244H193ZM21 244V243H20ZM35 244V243H34ZM137 244L139 245V247H137ZM258 255H257V263L258 264H264V230L261 233V239H260V243H258ZM17 245V243H16ZM19 245V244H18ZM111 245V244H110ZM190 245V247L194 246ZM216 245V244H215ZM233 245V243H232ZM30 247V245H27ZM26 246V248H27ZM144 246H147L144 247ZM189 246V244H188ZM187 248H190L188 247ZM200 246V245H199ZM15 247V246H14ZM25 247V246H24ZM58 247V246H57ZM108 247V246H107ZM196 247V245H195ZM192 247V248H195ZM33 248V246H32ZM35 248V247H34ZM51 248V247H50ZM146 248V249H145ZM235 248V247H234ZM237 248V247H236ZM25 249V248H24ZM43 249V248H42ZM109 249V248H108ZM233 249V247H232ZM10 249H8L9 251ZM34 250V249H33ZM49 250V249H48ZM194 250V249H193ZM236 250V249H235ZM242 250V249H241ZM41 251V250H40ZM195 251V250H194ZM230 251V250H229ZM14 252V251H13ZM11 252V253H13ZM19 252V251H18ZM29 252V249H26V251H24V253ZM37 252V251H36ZM168 252V253H167ZM188 252V253H187ZM192 252V251H191ZM210 252V251H209ZM213 252V251H212ZM232 252H234L232 250ZM23 253V254H24ZM90 253V252H89ZM94 253V252H93ZM4 254H7L6 256ZM15 254V253H14ZM17 254V253H16ZM29 254V253H27ZM39 254V253H37ZM46 254V253H45ZM107 254V253H106ZM191 254V253H190ZM189 254V255H190ZM194 254V253H192ZM211 254V253H210ZM237 254V253H236ZM36 255V254H35ZM96 255V254H95ZM110 255V254H108ZM214 257V253L212 254ZM232 255V254H230ZM256 255V254H255ZM26 256V255H25ZM101 256V255H100ZM194 255H192L193 257ZM210 256V255H209ZM229 256V255H228ZM233 256L235 255V252L233 254ZM15 257H17L15 255ZM45 257V256H44ZM95 257V256H94ZM103 257V256H102ZM101 257V258H102ZM113 257V256H112ZM190 257V256H189ZM191 257V258H192ZM231 257V256H229ZM245 257V256H244ZM256 257V256H254ZM93 258V257H92ZM183 258V259H182ZM211 258V257H209ZM11 259V258H9ZM18 259V258H17ZM20 259V257H19ZM25 259V258H24ZM110 259V258H109ZM186 259V258H185ZM208 259V258H206ZM220 259V258H219ZM1 260L3 262H1ZM188 260V258H187ZM190 260H192V262L194 261V259H189V261H187L189 263H192ZM230 260V259H229ZM242 260V259H240ZM256 260V259H255ZM255 260H251L252 262H255ZM25 261V260H24ZM27 261V260H26ZM41 261V260H40ZM78 261V260H77ZM203 261V260H202ZM209 261V260H208ZM211 261V260H210ZM223 261H226V259ZM232 263V260H230ZM229 261V262H230ZM234 261V260H233ZM13 262V261H11ZM59 262V261H58ZM115 262V261H114ZM243 262V260H242ZM251 262V263H252ZM10 263V262H9ZM42 263V262H41ZM94 263V262H93ZM194 263V262H193ZM192 263V264H193ZM205 263V261H204ZM209 263V262H208ZM250 263V262H249ZM211 264V263H210ZM213 264V263H212ZM215 264V263H214ZM223 264H226L223 262ZM234 264V263H233ZM241 264V262H240Z\"/></svg>",
	"mask_w": 264,
	"mask_h": 264
}]
</instances>
